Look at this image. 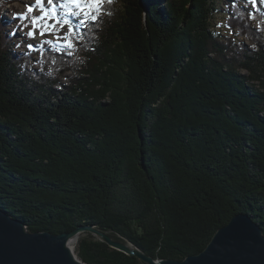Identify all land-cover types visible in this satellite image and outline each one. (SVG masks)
Returning a JSON list of instances; mask_svg holds the SVG:
<instances>
[{"label": "trees", "instance_id": "trees-1", "mask_svg": "<svg viewBox=\"0 0 264 264\" xmlns=\"http://www.w3.org/2000/svg\"><path fill=\"white\" fill-rule=\"evenodd\" d=\"M24 1L0 0L1 211L32 233L92 225L154 260L201 253L237 214L264 236L257 4L103 0L86 9L95 23L73 37L77 20L59 7L66 0H54L60 24L16 56L2 13ZM28 7L8 18L32 31L41 12L36 0ZM218 12L227 32L217 30ZM57 36L74 46L59 51ZM77 255L85 264H144L89 233L79 236Z\"/></svg>", "mask_w": 264, "mask_h": 264}, {"label": "water", "instance_id": "water-1", "mask_svg": "<svg viewBox=\"0 0 264 264\" xmlns=\"http://www.w3.org/2000/svg\"><path fill=\"white\" fill-rule=\"evenodd\" d=\"M85 233L144 264H264V236L246 214L235 215L219 229L206 248L182 261L154 260L135 245L112 239L92 225L71 232H29L25 225L0 210V264H85L69 246Z\"/></svg>", "mask_w": 264, "mask_h": 264}, {"label": "snow or ice", "instance_id": "snow-or-ice-1", "mask_svg": "<svg viewBox=\"0 0 264 264\" xmlns=\"http://www.w3.org/2000/svg\"><path fill=\"white\" fill-rule=\"evenodd\" d=\"M103 0H66L65 4L59 5V7H69V15H71L74 19L77 20L76 24H73L72 27L69 29L70 32L73 33V37L75 36V32L73 29H75L77 26H86L87 23H95L96 17L92 16L91 21L88 20L89 12L86 11V9H92L98 7ZM111 2V0H110ZM253 3V6L256 4V0H251ZM261 3H264V0H260ZM36 4L40 6L39 10L41 12V15L34 16L33 17V26L32 31L28 32V37L30 39H34L36 35V31L39 29V35L41 37L46 35V29H54L56 24H60V21L58 19H55L56 16V8L57 5L54 3V0H47V4L50 6L48 8L44 7L43 0H36ZM71 8H75L77 11H71ZM27 11L29 13L34 11V8L32 6H29ZM78 13L83 15V18H78ZM26 18V17H24ZM38 21L44 22V27H41L40 24H38ZM48 21H53V23H48ZM64 24H68L69 21L65 20L63 22ZM51 34V33H48ZM57 40H64V44H59L56 47L59 51L64 52L66 49H71L74 46L73 39L68 36H57ZM78 42V41H76ZM44 43L51 44V41H44ZM29 49H32V45L28 46ZM68 55H71V51H67Z\"/></svg>", "mask_w": 264, "mask_h": 264}, {"label": "rangeland", "instance_id": "rangeland-1", "mask_svg": "<svg viewBox=\"0 0 264 264\" xmlns=\"http://www.w3.org/2000/svg\"><path fill=\"white\" fill-rule=\"evenodd\" d=\"M230 1H234V0H230ZM34 4H35V0L24 1L23 3H15L14 5L7 6L2 13V16L5 19V23L7 25L9 24V27H7V30H6L7 34L8 35L11 34L14 37V43L20 45L19 46L20 48H18L15 52L16 56H19L21 53L26 52L28 45H40L42 37L39 34H36L34 39H30L28 37V32L31 31L30 30L31 27H27L25 29L17 28L16 23H14L13 18H8V15H12L14 11L18 12L20 15H23V14L25 15L26 14V7L32 6ZM249 4L251 6L250 8L254 9L253 5L251 3H249ZM256 4L261 8L262 11H264V3H261L260 0H256ZM224 8L225 7L222 4L218 5V9H224ZM36 13L39 14L38 12H36ZM224 22H225V13L222 14V13L218 12V14L216 15V21L214 23L217 25L219 30L224 29V31H227V29L224 28L225 27ZM49 38H51V36H49ZM241 40L248 45L250 43L248 40H246L244 38H241ZM37 60H38V57L35 58V61H37ZM62 82H66V81L64 79H62ZM78 239H79V237L77 238L76 242L71 241L73 243L71 244V242H70V244H69L73 254L77 258H78V255H77Z\"/></svg>", "mask_w": 264, "mask_h": 264}, {"label": "bare ground", "instance_id": "bare-ground-1", "mask_svg": "<svg viewBox=\"0 0 264 264\" xmlns=\"http://www.w3.org/2000/svg\"><path fill=\"white\" fill-rule=\"evenodd\" d=\"M217 30H218V31H221V30H219V28H217ZM222 30H223V29H222ZM222 32H223V31H222ZM223 35H224V33H223ZM72 241H74V240H72ZM72 243H73V242H71V244H72Z\"/></svg>", "mask_w": 264, "mask_h": 264}, {"label": "built area", "instance_id": "built-area-1", "mask_svg": "<svg viewBox=\"0 0 264 264\" xmlns=\"http://www.w3.org/2000/svg\"><path fill=\"white\" fill-rule=\"evenodd\" d=\"M227 32V31H226Z\"/></svg>", "mask_w": 264, "mask_h": 264}]
</instances>
